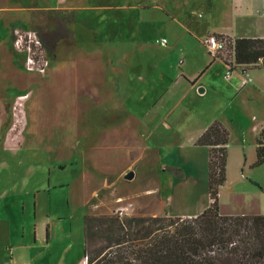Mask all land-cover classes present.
<instances>
[{"label": "rangeland", "instance_id": "1", "mask_svg": "<svg viewBox=\"0 0 264 264\" xmlns=\"http://www.w3.org/2000/svg\"><path fill=\"white\" fill-rule=\"evenodd\" d=\"M163 10L161 0H0V264H86L87 218L185 209L178 189L169 209L182 174L170 164L224 110L225 68L201 76L203 94L189 78L233 52L180 40ZM58 22L71 37L53 42ZM17 29L47 41L45 73L27 71Z\"/></svg>", "mask_w": 264, "mask_h": 264}, {"label": "crops", "instance_id": "2", "mask_svg": "<svg viewBox=\"0 0 264 264\" xmlns=\"http://www.w3.org/2000/svg\"><path fill=\"white\" fill-rule=\"evenodd\" d=\"M168 1L161 0L168 19L167 23L162 22L164 29L182 33L180 40L188 36L190 41L194 40L195 45L202 48H205L203 42L208 36L225 38L233 55L227 61L218 57L208 59L199 77L194 80L189 78L196 90L201 89L198 83L201 76L215 65L224 67L225 107L201 123L197 133L188 141L177 145L178 158L170 165L182 174L175 176L177 179L173 183L172 194L167 193L166 200L171 204L169 209L176 210L175 190L178 189L188 195L185 199L188 204L185 202V209L176 214L169 213L167 207L163 215L197 217L212 204L209 192L210 148L196 146L195 142L217 120L230 132L227 180L219 192L220 209L228 215H264V163L256 165L259 139L264 129V67L238 64L234 51L237 39L264 40V0H177L182 6L179 15L169 8ZM207 90L206 86L204 92ZM164 154L162 150L160 157L165 159Z\"/></svg>", "mask_w": 264, "mask_h": 264}, {"label": "trees", "instance_id": "3", "mask_svg": "<svg viewBox=\"0 0 264 264\" xmlns=\"http://www.w3.org/2000/svg\"><path fill=\"white\" fill-rule=\"evenodd\" d=\"M58 22L52 40L70 38ZM219 37V36H217ZM222 38V37H219ZM49 51L47 41L42 39ZM238 64L264 57V40L237 39ZM230 132L219 120L197 139L210 148L209 192L212 204L197 217L92 216L85 222L86 264H264V215H223L220 188L227 180ZM256 165L264 163V129Z\"/></svg>", "mask_w": 264, "mask_h": 264}, {"label": "built area", "instance_id": "4", "mask_svg": "<svg viewBox=\"0 0 264 264\" xmlns=\"http://www.w3.org/2000/svg\"><path fill=\"white\" fill-rule=\"evenodd\" d=\"M166 43L167 40L163 39L162 44L165 45ZM228 43L225 38H219L214 35L206 40L208 51L214 56L226 51ZM14 48L19 54L23 55L27 71L45 73L50 65V60L46 58L47 49L36 31L22 32L18 29L15 30ZM254 65L264 67V57L259 58ZM230 71L231 69H229Z\"/></svg>", "mask_w": 264, "mask_h": 264}, {"label": "water", "instance_id": "5", "mask_svg": "<svg viewBox=\"0 0 264 264\" xmlns=\"http://www.w3.org/2000/svg\"><path fill=\"white\" fill-rule=\"evenodd\" d=\"M200 93L204 92V88L199 89ZM135 172L134 171H130L128 174L125 175V179L126 180H133L135 178Z\"/></svg>", "mask_w": 264, "mask_h": 264}, {"label": "bare ground", "instance_id": "6", "mask_svg": "<svg viewBox=\"0 0 264 264\" xmlns=\"http://www.w3.org/2000/svg\"><path fill=\"white\" fill-rule=\"evenodd\" d=\"M25 97H22V99H24Z\"/></svg>", "mask_w": 264, "mask_h": 264}]
</instances>
